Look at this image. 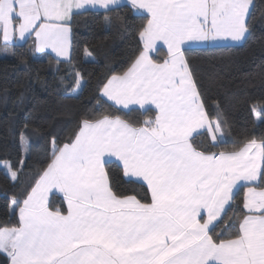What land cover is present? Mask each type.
Wrapping results in <instances>:
<instances>
[{
  "label": "snow or ice",
  "instance_id": "6c2138e0",
  "mask_svg": "<svg viewBox=\"0 0 264 264\" xmlns=\"http://www.w3.org/2000/svg\"><path fill=\"white\" fill-rule=\"evenodd\" d=\"M121 3L0 0V47L34 38L33 52L70 63L75 18ZM130 6L144 23L127 66L100 82L107 109L83 116L66 142L53 138L39 167L23 133L24 158L3 162L14 186L31 179L9 200L0 254L8 264H264V137L229 148L228 122L219 104L208 112L187 55L247 40L254 0ZM85 84L76 72L73 90ZM133 111L144 118H125ZM253 113L264 120V105Z\"/></svg>",
  "mask_w": 264,
  "mask_h": 264
},
{
  "label": "trees",
  "instance_id": "16d2710c",
  "mask_svg": "<svg viewBox=\"0 0 264 264\" xmlns=\"http://www.w3.org/2000/svg\"><path fill=\"white\" fill-rule=\"evenodd\" d=\"M254 4L252 35L242 44L191 48L187 53L203 87L208 112L215 113L219 104L228 122L225 137L229 148L264 137V120L257 122L253 113L254 106L264 105V0H254ZM143 17L127 5L112 12L78 15L70 63L58 62L50 55L37 56L31 40L7 51L0 47V161L15 165L24 158L23 133L31 147V167H39L51 156L53 138L66 142L83 116L97 112L101 105L107 109L99 94L100 82L112 69L127 66L138 45ZM164 53L161 51V56ZM76 72L86 81L79 90H73ZM125 118L135 121L144 117L133 111ZM199 139L207 143L206 137ZM114 171L118 175V169ZM30 179L29 173L14 186L0 169V223L14 220L9 200L19 197ZM243 191L240 189L241 197ZM0 264H8L3 254Z\"/></svg>",
  "mask_w": 264,
  "mask_h": 264
},
{
  "label": "crops",
  "instance_id": "0c3cea01",
  "mask_svg": "<svg viewBox=\"0 0 264 264\" xmlns=\"http://www.w3.org/2000/svg\"><path fill=\"white\" fill-rule=\"evenodd\" d=\"M124 5H127V6H129L130 8H131V6H130V0H122V3H121V5L119 6V7H121V6H124ZM119 7H117V8H119ZM116 8V9H117ZM132 9V8H131ZM133 10V9H132ZM87 11H97V12H106V10H104V9H88ZM134 11V10H133ZM86 12V11H85ZM135 12V11H134ZM136 13V12H135ZM136 14H138V15H143L144 16V14L143 13H136ZM34 39V38H33ZM33 39H29V40H31L32 42H33ZM28 40V41H29ZM27 41V42H28ZM25 43H23V42H20V41H17V45L16 46H18V45H24ZM201 47H207V46H200V45H194L192 48H201ZM162 51H165L166 52V48H164V49H162ZM37 56H39V57H43V56H46V55H50L51 57H53L55 60H58V58L55 56V54L54 53H51L50 52V50L48 51V52H45V53H35ZM71 55H72V51H71V54H70V59H71ZM59 60L60 61H64V62H67V60H64L63 58H59Z\"/></svg>",
  "mask_w": 264,
  "mask_h": 264
},
{
  "label": "rangeland",
  "instance_id": "374dc122",
  "mask_svg": "<svg viewBox=\"0 0 264 264\" xmlns=\"http://www.w3.org/2000/svg\"><path fill=\"white\" fill-rule=\"evenodd\" d=\"M242 43H243V41L239 42V43L224 42V43H222L220 45H239V44H242ZM201 48H203V47H201ZM256 121L259 122L260 120L256 119ZM3 162H7V161H0V169H3L5 171V168L2 166Z\"/></svg>",
  "mask_w": 264,
  "mask_h": 264
}]
</instances>
